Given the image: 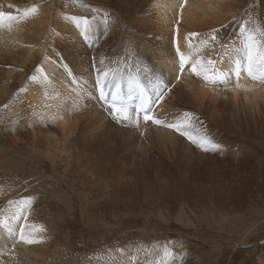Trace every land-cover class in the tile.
<instances>
[{
	"label": "bare ground",
	"instance_id": "6f19581e",
	"mask_svg": "<svg viewBox=\"0 0 264 264\" xmlns=\"http://www.w3.org/2000/svg\"><path fill=\"white\" fill-rule=\"evenodd\" d=\"M55 3L0 0V69L7 73L0 119L11 151L25 149L51 162L91 154L107 161L98 168L102 173L130 162L141 175L154 168L169 179H245L248 169L264 166V72L254 71L262 81L243 72L249 43L264 52V0H71L68 13ZM110 19L121 22V30L102 29ZM174 46L187 57L181 75ZM215 66L226 81L206 78ZM111 73L118 89L152 80L171 86L158 105L159 124L132 121L129 112L123 123L112 119L93 89L94 76L106 83ZM21 207L0 206V264H50L38 253L46 230Z\"/></svg>",
	"mask_w": 264,
	"mask_h": 264
},
{
	"label": "rangeland",
	"instance_id": "374dc122",
	"mask_svg": "<svg viewBox=\"0 0 264 264\" xmlns=\"http://www.w3.org/2000/svg\"><path fill=\"white\" fill-rule=\"evenodd\" d=\"M54 1L60 10H71V0ZM111 14L112 8L107 17ZM111 21L102 29L121 30V22ZM220 76L217 72L214 77L223 80ZM6 84L7 73L0 69V94ZM3 128L0 119V206H22L46 230V245L36 251L48 263L264 264V166L248 169L245 179H169L154 168L141 175L138 166L129 168L130 162L102 173L98 168L107 161L91 154L77 159L71 153L68 162H51L25 149L11 151Z\"/></svg>",
	"mask_w": 264,
	"mask_h": 264
},
{
	"label": "snow or ice",
	"instance_id": "6c2138e0",
	"mask_svg": "<svg viewBox=\"0 0 264 264\" xmlns=\"http://www.w3.org/2000/svg\"><path fill=\"white\" fill-rule=\"evenodd\" d=\"M24 11H27V9H25ZM34 11V9H33ZM4 13H0V16H3ZM82 24L86 25L87 24V20H83L81 22ZM241 34H243V29L241 30ZM192 36H196L198 34L196 33H192L191 34ZM213 40H215V36L212 37ZM248 39H251V37H249ZM253 48H254V45L249 43L246 47V58H247V67H246V70L247 72L250 74V75H254V71H260V72H264V52H260V51H253ZM208 63L210 65H214L215 63H217L216 61H212V60H209ZM184 64V60H183V57H181V65L183 66ZM240 70H241V66H240V63L237 62V65H236V69H235V73L237 75V77L239 76V73H240ZM193 71L195 72L196 71V66L193 65ZM105 75H107L105 73ZM207 78V77H206ZM97 86L100 87V81L99 79H97ZM239 86V85H237ZM162 95V94H161ZM99 98L102 99L105 103L108 102V97L107 95L105 94V92L101 89L100 93H99ZM119 100V97L113 93L112 94V104L115 105V103ZM110 115L112 117V119L114 121H118L120 123H123L125 121L128 120L129 118V115H128V111L127 109L125 108H120V107H115L113 106L111 109H110ZM143 119L145 121H149V120H153V117L149 114H147V110L145 111V114L143 116ZM155 123L159 124L160 121L159 120H155L154 121ZM168 127H171V128H175L179 131V125H176V124H170V125H167ZM181 135H187L186 133L184 132H181L180 133ZM189 139H192L191 137H189ZM195 143V141H193ZM214 147L216 148H219L218 145H215ZM207 150V149H205ZM23 203H28V201H22ZM20 239L21 240H24V235L23 233L21 232L20 234ZM27 243H36L38 241H34V240H28L26 241Z\"/></svg>",
	"mask_w": 264,
	"mask_h": 264
}]
</instances>
